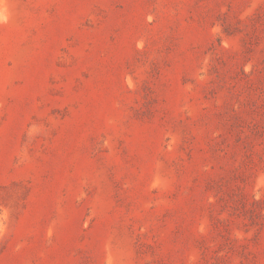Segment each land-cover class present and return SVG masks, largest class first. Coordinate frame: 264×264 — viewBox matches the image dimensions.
Masks as SVG:
<instances>
[{
  "label": "rangeland",
  "instance_id": "1",
  "mask_svg": "<svg viewBox=\"0 0 264 264\" xmlns=\"http://www.w3.org/2000/svg\"><path fill=\"white\" fill-rule=\"evenodd\" d=\"M0 264H264V0H0Z\"/></svg>",
  "mask_w": 264,
  "mask_h": 264
}]
</instances>
